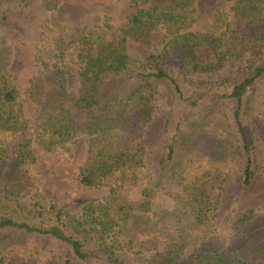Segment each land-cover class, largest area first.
<instances>
[{"label": "trees", "instance_id": "obj_1", "mask_svg": "<svg viewBox=\"0 0 264 264\" xmlns=\"http://www.w3.org/2000/svg\"><path fill=\"white\" fill-rule=\"evenodd\" d=\"M124 1L134 9L123 23L106 17L76 41L73 89L65 49L48 52L46 37L30 34L15 49L12 30H4L6 7L27 0H0V264L43 251L60 256L59 264H128L126 254L148 250L137 264H264L259 207L226 216L229 239L213 229L232 164L241 163L243 188L260 171L255 139L264 142V95L258 105L255 92L264 86V0ZM161 37L145 59L126 50L128 38L153 46ZM32 50L38 72L21 89L12 64ZM233 61L240 64L222 80L185 77ZM162 86L167 110L154 176L145 138ZM84 136L78 181L109 191L72 213L41 188L38 156ZM28 195L32 201L23 202ZM166 214L183 223L179 233L160 231ZM156 232L164 236L160 248Z\"/></svg>", "mask_w": 264, "mask_h": 264}, {"label": "rangeland", "instance_id": "obj_2", "mask_svg": "<svg viewBox=\"0 0 264 264\" xmlns=\"http://www.w3.org/2000/svg\"><path fill=\"white\" fill-rule=\"evenodd\" d=\"M6 8V19L2 25L6 32L8 29L12 30L11 34L13 36L8 34L17 41L15 49H18L30 34L31 36L39 35L41 41L46 37L48 52H51L50 49L52 48L57 51L66 50V54L61 58L64 60L63 66L71 76L70 85L73 89H76L78 84L77 74L74 70L75 64L73 63V56L80 49L76 41L85 35L88 29L102 25L101 23L106 17H109V21L115 25L123 23L127 12L131 10L129 3L124 0H52L51 4H46V0H27L26 5L7 6ZM99 30L104 31L105 36L106 32L108 37L112 35V32L106 30V27ZM162 40H165V38H156V40H153L156 43L149 46L140 40L128 38L125 41V46L133 58L145 59L151 51L160 47L163 43ZM34 50L26 55L18 65L15 66L14 62L12 64L14 67L11 71L12 77L21 89L26 88L38 72L39 61L36 58H30ZM238 64H240L238 61H233L214 72L192 73L185 77L187 79L222 80L231 76ZM255 94L257 98L255 103L258 104L260 97L264 95V86H260ZM27 101L21 103V107L26 111L29 107ZM157 105V115L145 138L149 151L147 155L148 168L154 176L158 172L156 168L163 149L162 126L167 110L166 91L163 86L157 97ZM258 110L259 108H256L255 112H258ZM262 120L264 121V116H262ZM208 141H211L213 147L218 144V138L212 132L208 134ZM87 146L88 138L84 136L55 154L39 153L38 156V166L44 174L41 188L48 191L57 205L72 213L81 211L83 206L90 201L103 199L109 191L106 185L83 186L78 181L77 177L86 156ZM255 150L260 171L251 186L245 188L241 186L239 179L241 163L232 164L228 171L229 174L224 184L225 190L219 203L218 217L213 223L214 231L227 239L231 237L232 223L231 220L228 225L224 222L228 214L234 213V216H236V214L243 213L247 208L255 206L259 207L264 213V142L259 138L255 139ZM29 195L23 199V202L29 203L32 201ZM168 214L164 217L166 227L161 228L160 231L163 234L176 233V231L179 233L183 223L167 216ZM156 234L161 236L162 239L164 238L161 234L157 232ZM162 239H159L161 242L157 244L159 248L165 243ZM150 253L151 250L142 254L130 252L123 259L128 264H137ZM60 262V256H55L54 252L43 251L37 256L28 258H9L3 264H59Z\"/></svg>", "mask_w": 264, "mask_h": 264}]
</instances>
